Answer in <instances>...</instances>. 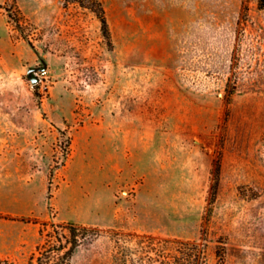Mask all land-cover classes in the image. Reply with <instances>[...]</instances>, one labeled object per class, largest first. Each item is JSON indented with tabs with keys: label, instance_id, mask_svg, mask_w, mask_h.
Here are the masks:
<instances>
[{
	"label": "rangeland",
	"instance_id": "1",
	"mask_svg": "<svg viewBox=\"0 0 264 264\" xmlns=\"http://www.w3.org/2000/svg\"><path fill=\"white\" fill-rule=\"evenodd\" d=\"M98 1L0 0V264H264V0Z\"/></svg>",
	"mask_w": 264,
	"mask_h": 264
},
{
	"label": "trees",
	"instance_id": "2",
	"mask_svg": "<svg viewBox=\"0 0 264 264\" xmlns=\"http://www.w3.org/2000/svg\"><path fill=\"white\" fill-rule=\"evenodd\" d=\"M65 5L68 4H76L82 8L89 9L97 13L99 21L102 25V30L105 36L108 35V27L104 15V9L102 7L101 2L98 0H62ZM58 228L64 229L63 226H57ZM88 229L85 227L76 228L72 225L68 227V239L66 241L68 247H51L48 249H42V245H38L36 247V251L38 255L36 256L34 253L30 257L31 264L35 261L38 264H68V260L77 246L76 237L78 234H83L87 232ZM128 237H132V235H126ZM49 239L52 236H48ZM58 237L55 236V239ZM140 239H143L146 244L145 252L147 254L154 251H161V253L165 254L167 261H161L160 264H204L205 261V252H206V244L205 238H203V242L201 244H197L194 242H183L180 240H156L151 236H142ZM172 245H178V247H173ZM160 248V249H159Z\"/></svg>",
	"mask_w": 264,
	"mask_h": 264
}]
</instances>
